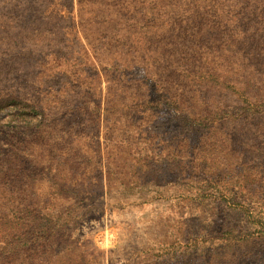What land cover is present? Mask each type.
Wrapping results in <instances>:
<instances>
[{
	"label": "rangeland",
	"instance_id": "obj_1",
	"mask_svg": "<svg viewBox=\"0 0 264 264\" xmlns=\"http://www.w3.org/2000/svg\"><path fill=\"white\" fill-rule=\"evenodd\" d=\"M70 4L0 0V264H264V0Z\"/></svg>",
	"mask_w": 264,
	"mask_h": 264
},
{
	"label": "trees",
	"instance_id": "obj_2",
	"mask_svg": "<svg viewBox=\"0 0 264 264\" xmlns=\"http://www.w3.org/2000/svg\"><path fill=\"white\" fill-rule=\"evenodd\" d=\"M54 1L58 2V1H60V0H54ZM67 2H68V3H71L70 5H71V8H72V2H73V0H67ZM5 5H6V3H5ZM10 8H12V10H14V9L16 8V5H15V4H12V5L10 6ZM262 51H264V49H263ZM262 51L260 52V54H258L260 57L263 56V55H262V53H263Z\"/></svg>",
	"mask_w": 264,
	"mask_h": 264
}]
</instances>
